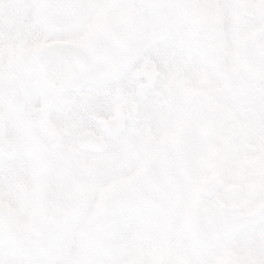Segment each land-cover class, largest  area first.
<instances>
[{
	"label": "snow or ice",
	"instance_id": "6c2138e0",
	"mask_svg": "<svg viewBox=\"0 0 264 264\" xmlns=\"http://www.w3.org/2000/svg\"><path fill=\"white\" fill-rule=\"evenodd\" d=\"M0 264H264V0H0Z\"/></svg>",
	"mask_w": 264,
	"mask_h": 264
}]
</instances>
